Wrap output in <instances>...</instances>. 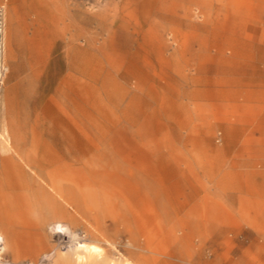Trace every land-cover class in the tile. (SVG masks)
Returning <instances> with one entry per match:
<instances>
[{
	"label": "rangeland",
	"instance_id": "374dc122",
	"mask_svg": "<svg viewBox=\"0 0 264 264\" xmlns=\"http://www.w3.org/2000/svg\"><path fill=\"white\" fill-rule=\"evenodd\" d=\"M0 22V157L10 128L63 186L28 197L0 163L22 260H76L41 256L33 210L129 264H264V0H0Z\"/></svg>",
	"mask_w": 264,
	"mask_h": 264
},
{
	"label": "bare ground",
	"instance_id": "6f19581e",
	"mask_svg": "<svg viewBox=\"0 0 264 264\" xmlns=\"http://www.w3.org/2000/svg\"><path fill=\"white\" fill-rule=\"evenodd\" d=\"M0 42L2 43L3 50L4 47H9V44L11 39L9 40L7 35H5V32L2 31V36L0 37ZM7 51V50H6ZM9 51V50H8ZM7 51V52H8ZM9 55L8 53L6 54ZM6 57V56H5ZM4 59V58H3ZM8 59V57H7ZM11 60V58H9ZM5 62V61H4ZM3 60L0 59V79H3ZM8 72V71H7ZM6 73V72H5ZM6 140L4 138L1 139L3 145L8 144L11 146L8 149L13 150L12 154H7L3 157H0V163L4 171V184L7 188L11 189H19L23 193H27L28 197H34L40 200L43 196H47V194H55V191L58 189H62V183L57 178V175H54L53 172L48 171L46 172L43 168L49 166V161H46L45 159H42L38 156H20L17 151L14 150V146L18 145H26V142H20L18 141L19 138L16 135L15 132H13L10 128H7V134H6ZM38 135H37V137ZM36 140V139H35ZM43 141V140H42ZM6 142V143H5ZM28 145V144H27ZM39 149L38 145H33V148H31L32 151H37ZM16 153V154H15ZM1 169V167H0ZM41 171V172H40ZM46 172V173H43ZM2 185V184H1ZM1 187H4L3 185ZM1 193V192H0ZM24 193V194H25ZM34 204H36L35 201H33ZM48 207L52 206V203L49 202V199L47 200ZM58 209H52L53 216L60 217L61 214L66 215V211L64 212L63 208ZM37 211V210H36ZM34 211L31 210L30 214V222L29 224L33 225L35 227L33 232V238H38L37 241V251L40 252L41 256L47 257H55L56 255L58 258H62L64 260H69L70 257H67V254L70 252V248L76 249V260L75 264H129L128 261L123 260L120 256H115L112 249L105 248L98 243L88 239V232L83 237H80V234L77 233L73 227L72 223L68 222L66 220L57 219L50 221L47 223L44 221L37 212L33 213ZM48 230V231H47ZM83 230V229H82ZM80 231V230H79ZM103 231V230H102ZM100 230H96L93 232L90 230L91 235H98L100 236L102 240L106 241L107 243L113 245L114 239L108 238L105 232H102ZM58 234L61 236V241L64 236L69 237L73 239V243L71 245H66L63 248H66L67 250L63 253H60L62 251L61 249H58L55 247V251L50 253V251H46V241L47 238H53L51 234ZM15 234L12 232L5 234L3 232H0V264H38V262H33L31 259L22 260L20 257V249H19V243L18 241H12L10 243L6 238H16L14 236ZM82 236V235H81ZM59 237V236H58ZM97 237V236H96ZM103 237V238H102ZM60 238V237H59ZM58 239V238H57ZM53 240V239H52ZM72 241V240H71ZM70 241V242H71ZM133 245L136 247H139L137 245L135 238H133ZM58 246V245H57ZM53 249V250H54ZM13 252L15 258L8 262L5 260L6 254L8 251ZM115 251V249H113ZM129 252L133 253L134 255L137 254L134 250H128ZM45 258V257H44Z\"/></svg>",
	"mask_w": 264,
	"mask_h": 264
},
{
	"label": "built area",
	"instance_id": "2783aa9c",
	"mask_svg": "<svg viewBox=\"0 0 264 264\" xmlns=\"http://www.w3.org/2000/svg\"><path fill=\"white\" fill-rule=\"evenodd\" d=\"M3 27H4L3 22H0V37L2 34ZM2 54H3V46L2 43L0 42V59L2 58Z\"/></svg>",
	"mask_w": 264,
	"mask_h": 264
}]
</instances>
